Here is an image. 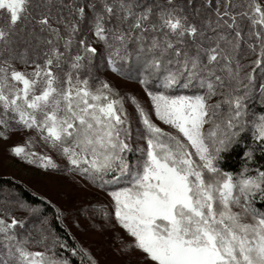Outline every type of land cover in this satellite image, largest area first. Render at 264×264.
<instances>
[{
	"label": "snow or ice",
	"instance_id": "obj_1",
	"mask_svg": "<svg viewBox=\"0 0 264 264\" xmlns=\"http://www.w3.org/2000/svg\"><path fill=\"white\" fill-rule=\"evenodd\" d=\"M97 56L145 99L98 75ZM257 70L264 78V0H0V140L25 133L15 157L106 192L102 215L129 235L131 264H264V169L219 167L247 127L245 159L264 154V113L245 104ZM258 91L264 100V79ZM34 141L66 164L26 151ZM17 210L39 211L0 200V264L82 254Z\"/></svg>",
	"mask_w": 264,
	"mask_h": 264
},
{
	"label": "rangeland",
	"instance_id": "obj_2",
	"mask_svg": "<svg viewBox=\"0 0 264 264\" xmlns=\"http://www.w3.org/2000/svg\"><path fill=\"white\" fill-rule=\"evenodd\" d=\"M102 71L98 75L119 88L122 94L131 92L141 100L145 99L136 82L126 80L110 70ZM159 123L161 127L172 131L162 122ZM25 139V133H15L7 141L0 140V177L21 182L34 193L47 197L57 205L63 213L62 218L66 227L78 239L89 261L95 260L96 264H131L135 257L130 258L120 248L121 237L125 241L130 240L126 231L115 221L114 216L105 218L103 215L92 214L94 207H101L104 212L112 211L107 193L86 184L83 180L74 179L67 171L45 169L39 164H30L9 152L13 144H23ZM26 151L51 155L54 162L61 167L66 164L63 157L38 141H34L32 147L26 148ZM25 213L23 210L15 212L16 216Z\"/></svg>",
	"mask_w": 264,
	"mask_h": 264
},
{
	"label": "trees",
	"instance_id": "obj_3",
	"mask_svg": "<svg viewBox=\"0 0 264 264\" xmlns=\"http://www.w3.org/2000/svg\"><path fill=\"white\" fill-rule=\"evenodd\" d=\"M91 42L93 43V46L97 47L98 49H102V45L97 43L94 38L91 39ZM61 50H63L62 47ZM73 54H75V51H73ZM94 63L99 66V72H103L102 70H105L104 65L101 64L99 56L96 57ZM17 67H22V65L17 64ZM256 77L257 90L250 93L249 98L245 102L250 118L253 116H259L260 114L264 113V100H262L258 91V83L261 82V80L264 78L260 77L259 70H257L256 72ZM186 94L191 93L189 92ZM165 130L169 131L168 129ZM251 144L252 131L250 127H247L245 131L241 133L239 142L234 144L228 151L223 153L222 158L219 162V167L225 172H230L233 174H238L245 166H247V168L250 170H254L257 168L264 169V154H262L259 150L255 152L253 160L245 159L244 152L247 150V146ZM5 196L18 197L20 200L39 210L38 213L34 215H29L28 213L21 215L29 216V220L27 222L29 227L33 224L38 225L41 220L47 218L51 222L52 227L56 231V234L60 236L62 241H66L69 247L79 246L82 249L78 242V239L75 238V236L66 227L63 218L61 221H57L55 219L56 208L58 207L47 197L34 193L29 187H27L25 184H22L21 182H17L9 178L0 177V200H3ZM256 203L258 207H264V205H261V202L259 200H257ZM103 210L104 209L101 207H94L92 209V214L94 216H100L104 212ZM60 255L69 256L72 264H89L90 262L89 257L85 252L72 256L71 253H69L65 248L60 250Z\"/></svg>",
	"mask_w": 264,
	"mask_h": 264
}]
</instances>
